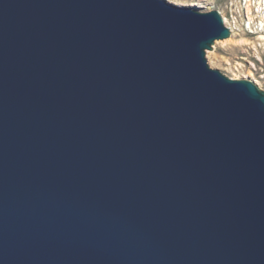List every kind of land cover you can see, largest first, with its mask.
Wrapping results in <instances>:
<instances>
[{
	"label": "water",
	"instance_id": "1",
	"mask_svg": "<svg viewBox=\"0 0 264 264\" xmlns=\"http://www.w3.org/2000/svg\"><path fill=\"white\" fill-rule=\"evenodd\" d=\"M223 17L0 0V264H264V88L210 65Z\"/></svg>",
	"mask_w": 264,
	"mask_h": 264
},
{
	"label": "rangeland",
	"instance_id": "2",
	"mask_svg": "<svg viewBox=\"0 0 264 264\" xmlns=\"http://www.w3.org/2000/svg\"><path fill=\"white\" fill-rule=\"evenodd\" d=\"M170 1L207 9L218 7L226 19V24L229 25L233 23L232 19L237 17L238 29L229 37L232 40L227 41L228 38L218 40L206 56L212 67L219 68L235 78L253 79L264 88V26H258V21L264 19V14L260 0ZM247 18L254 21L251 26L245 25Z\"/></svg>",
	"mask_w": 264,
	"mask_h": 264
},
{
	"label": "built area",
	"instance_id": "3",
	"mask_svg": "<svg viewBox=\"0 0 264 264\" xmlns=\"http://www.w3.org/2000/svg\"><path fill=\"white\" fill-rule=\"evenodd\" d=\"M250 5H251V4H250ZM260 5H261L260 7L263 9V14H264V0H260ZM223 16H224V15H223ZM223 18H224V17H223ZM236 18H237V17H236ZM236 18H235V19H232V20H233V23H232V24H231V23H230V25L228 24V25L232 28V31H233V32H235L236 29H238V24H237V23H238L239 20H238V18H237V19H236ZM242 19H243V18H242ZM225 20H226V19H225ZM243 20H244V19H243ZM252 21H253V20H251V18H250V19L247 18V19L245 20V25H246V26H247V25H250V26H251V25H252ZM253 22H254V21H253ZM258 22H259V25H258V26H260V25H263V26H264V19H262V20H260V21H258ZM256 25H257V23H256Z\"/></svg>",
	"mask_w": 264,
	"mask_h": 264
},
{
	"label": "bare ground",
	"instance_id": "4",
	"mask_svg": "<svg viewBox=\"0 0 264 264\" xmlns=\"http://www.w3.org/2000/svg\"><path fill=\"white\" fill-rule=\"evenodd\" d=\"M211 2V1H210ZM251 4V3H250ZM248 6V5H247ZM249 7V6H248ZM251 10V9H250ZM223 40V39H222ZM227 41L232 40L231 38L226 39ZM213 52V51H212Z\"/></svg>",
	"mask_w": 264,
	"mask_h": 264
}]
</instances>
